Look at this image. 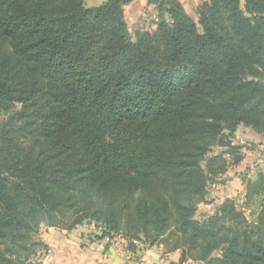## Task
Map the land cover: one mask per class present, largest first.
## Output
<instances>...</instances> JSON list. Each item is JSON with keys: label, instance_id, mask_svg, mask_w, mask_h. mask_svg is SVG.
I'll use <instances>...</instances> for the list:
<instances>
[{"label": "trees", "instance_id": "16d2710c", "mask_svg": "<svg viewBox=\"0 0 264 264\" xmlns=\"http://www.w3.org/2000/svg\"><path fill=\"white\" fill-rule=\"evenodd\" d=\"M0 0V264H39L43 226L180 252V264H264V204L199 219L211 184L264 137V0ZM219 149L218 152L215 150ZM264 199V172L245 205Z\"/></svg>", "mask_w": 264, "mask_h": 264}, {"label": "crops", "instance_id": "0c3cea01", "mask_svg": "<svg viewBox=\"0 0 264 264\" xmlns=\"http://www.w3.org/2000/svg\"><path fill=\"white\" fill-rule=\"evenodd\" d=\"M146 1L150 11L156 9L154 5L149 3L150 0ZM179 1L188 12V8L197 11L204 0ZM144 8L145 0H136L125 7V15L129 9L137 16L142 17ZM188 14L190 13L188 12ZM236 142L240 144L242 142L253 143L258 146L256 151H247L244 161L236 168L237 171L241 169L243 172L250 167H256L253 172L247 171V174H250L249 179L255 181L258 174L264 172V137L251 129L240 126L236 133ZM231 173L229 170L223 179L229 176L230 178L233 177ZM244 184V182H240L239 178H235L234 181H227V186L223 187L221 193L222 201L233 199L237 195V189H241L240 194L245 198L246 188ZM99 235L95 231L94 224L79 226L71 232L43 227L41 238L48 245L49 251L43 258L42 264H180V252L165 253L162 248L153 247L132 253L128 250L125 240L120 238L99 239ZM184 264L196 263L189 261Z\"/></svg>", "mask_w": 264, "mask_h": 264}, {"label": "rangeland", "instance_id": "374dc122", "mask_svg": "<svg viewBox=\"0 0 264 264\" xmlns=\"http://www.w3.org/2000/svg\"><path fill=\"white\" fill-rule=\"evenodd\" d=\"M107 0H85V7L87 8H94V7H99L101 6L104 2H106ZM188 12L190 13V15L196 20L197 19V15H196V11L195 9H190L188 8ZM126 16V20L129 24V29H130V33H131V37L133 39V41H135L136 39V34L139 32H154L156 30V23L158 20V13L157 10H153L150 11L149 10V4L148 2L145 0V8L142 10V17L141 16H137L134 12L129 11V9L127 10V14ZM237 143V142H236ZM246 144V149L244 151V153L246 154L247 151H256V149L258 148L257 145L253 144V143H245ZM219 149H216L215 151L218 152ZM246 157V155H245ZM237 166H232L229 170L232 172L231 173V177H227L226 179L221 178L220 183H216V184H211L209 186V194L207 197V201L205 204H201L199 206V213H198V217L199 219H203L204 217H210L213 215V213L215 212V210L217 209V207L221 204L222 202V190L224 186H227V181H234L235 178H239L240 182H244L245 184V188H246V181L249 180V175L247 174V171H251L253 172V170L256 167H250L248 169H245L243 172H241V169H238L240 171H237ZM256 180V179H255ZM243 190V189H242ZM241 189H237V195L233 198L237 201L239 208H241L242 210L245 211L248 219L250 221H254L256 219V215H251V211L252 210H260L261 205L264 204V199H258L255 200L254 203H252L251 205H245V198L243 197L242 194H240ZM224 201V200H223ZM86 225V224H85ZM88 225H93V224H88ZM95 226V225H94ZM45 227V226H43ZM42 227V229H43ZM42 229H41V234L42 235ZM95 231L97 233H99L101 235V230L97 229L95 227ZM99 235V236H100ZM115 238H120L126 241V245L128 248V240L122 237H115ZM42 239V238H41ZM114 239V238H113ZM134 243L137 245V252H139L140 250H145L147 248H153V247H159V246H151L148 243H140V242H136L134 241ZM162 248L163 247H159ZM164 251V249H163ZM135 252V253H137ZM165 252V251H164ZM133 253V252H132ZM45 257V253L43 252L41 257H39L38 262L39 264H42L43 258ZM192 262V261H191ZM196 264H201L198 262H194Z\"/></svg>", "mask_w": 264, "mask_h": 264}, {"label": "built area", "instance_id": "2783aa9c", "mask_svg": "<svg viewBox=\"0 0 264 264\" xmlns=\"http://www.w3.org/2000/svg\"><path fill=\"white\" fill-rule=\"evenodd\" d=\"M241 145H245V143H244V142H242V143H241Z\"/></svg>", "mask_w": 264, "mask_h": 264}]
</instances>
